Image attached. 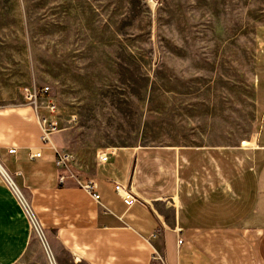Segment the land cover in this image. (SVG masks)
Wrapping results in <instances>:
<instances>
[{
	"label": "rangeland",
	"instance_id": "rangeland-1",
	"mask_svg": "<svg viewBox=\"0 0 264 264\" xmlns=\"http://www.w3.org/2000/svg\"><path fill=\"white\" fill-rule=\"evenodd\" d=\"M263 43L264 0H0V109L49 88L81 180L119 147H240ZM31 231L17 264H52Z\"/></svg>",
	"mask_w": 264,
	"mask_h": 264
},
{
	"label": "crops",
	"instance_id": "crops-1",
	"mask_svg": "<svg viewBox=\"0 0 264 264\" xmlns=\"http://www.w3.org/2000/svg\"><path fill=\"white\" fill-rule=\"evenodd\" d=\"M255 86L251 145L101 153L87 175L99 202L57 166L62 135L43 140L42 120L55 114L31 105L0 109V161L41 222L57 259L51 263L264 264V43ZM116 184L131 186L139 202L128 207ZM31 244L23 208L0 177V264H17Z\"/></svg>",
	"mask_w": 264,
	"mask_h": 264
},
{
	"label": "built area",
	"instance_id": "built-area-1",
	"mask_svg": "<svg viewBox=\"0 0 264 264\" xmlns=\"http://www.w3.org/2000/svg\"><path fill=\"white\" fill-rule=\"evenodd\" d=\"M27 97L30 101H32L31 106L35 107V109H39L40 107L45 108L49 113L56 114L57 113V105L54 101L49 100L47 103L44 104V102H40V99L42 97H47L46 94L49 91V88H44L42 92H38L37 89L34 90H27ZM48 98V97H47ZM49 99V98H48ZM44 129H43V140L46 142H51L50 139L54 133L57 132V126L56 123L52 120H47L44 118ZM8 153L10 155L16 154V149H9ZM58 161L57 166L60 169H63L67 171L71 176L75 177L74 174L71 173L70 169L68 168L69 160L72 159L69 155L62 154L58 152ZM32 158H39L41 157V153L37 152L35 154L31 155ZM100 160L103 162H106L108 160L107 155H102L100 157ZM0 177L8 187L9 191L12 193V195L17 199V201L20 203V205L23 208V211L28 219V222L30 224V227L33 228L40 241L42 242L44 248L46 251H48V239L46 236V233L44 231L43 226L41 225V222L39 221L36 213L34 212V209L32 207V204L28 201V199L25 197L22 189L18 186L16 182V176L15 174L9 172L6 167L3 165V163L0 161ZM65 179V176H61V181ZM80 183V186L96 201H100V195L97 191V184L95 181L91 179L86 180H78ZM115 192L118 194V196L123 200V202L128 206L132 207L134 204L139 202L138 198L132 191L131 186L129 185H120L116 184L114 186ZM179 243H182V240L179 239ZM48 253V252H47ZM49 256V255H48ZM160 259V258H159Z\"/></svg>",
	"mask_w": 264,
	"mask_h": 264
},
{
	"label": "bare ground",
	"instance_id": "bare-ground-1",
	"mask_svg": "<svg viewBox=\"0 0 264 264\" xmlns=\"http://www.w3.org/2000/svg\"><path fill=\"white\" fill-rule=\"evenodd\" d=\"M243 146H249V145H251L248 141H244L243 142V144H242ZM48 248H49V246H48ZM48 254H49V249H48ZM49 258H50V260H51V257H50V255H49Z\"/></svg>",
	"mask_w": 264,
	"mask_h": 264
}]
</instances>
